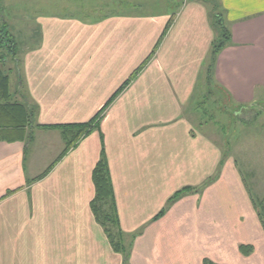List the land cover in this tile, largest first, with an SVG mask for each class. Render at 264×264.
<instances>
[{"label": "crops", "instance_id": "crops-1", "mask_svg": "<svg viewBox=\"0 0 264 264\" xmlns=\"http://www.w3.org/2000/svg\"><path fill=\"white\" fill-rule=\"evenodd\" d=\"M81 1L7 6L22 19L16 31L30 33L16 61L33 117L32 138L0 137V264H124L92 207L103 158L116 233L135 236L129 264H264V225L239 170L187 115L203 95L217 17L231 40L206 85L242 109L260 101L264 0H183L173 11L152 0L149 12L109 6L97 20L67 14ZM101 112L66 153L74 135L63 131Z\"/></svg>", "mask_w": 264, "mask_h": 264}, {"label": "rangeland", "instance_id": "rangeland-1", "mask_svg": "<svg viewBox=\"0 0 264 264\" xmlns=\"http://www.w3.org/2000/svg\"><path fill=\"white\" fill-rule=\"evenodd\" d=\"M23 1L32 3V0H0V13L8 16L4 19L8 22V25L10 24L8 31L5 28L4 30L6 32H11L16 42L20 44L30 38V33L16 31L19 29L17 25L21 24L19 20L22 19L20 17L18 18V12L16 13L14 11L10 12V17V14L7 13V6L9 4H14L15 6L18 2L22 3ZM156 1L162 2L164 5L163 7H169L171 11H173L177 9L178 4L180 6L183 0ZM147 2H152V0H82L77 3L71 2L67 14L73 12L79 17L97 20L103 16L100 15V13L103 12L105 7L109 6H112L113 10L106 8L108 10L106 13L138 12L144 8L149 12L152 8L143 5ZM81 3L84 4L83 8L77 10L76 6ZM22 4L24 5L25 3L23 2ZM1 8L3 10H1ZM25 8L26 7H22V10ZM215 9L216 11L213 9V13L221 14V11L217 10L216 7ZM161 10H163V8H161L160 11ZM0 19L3 18L0 17ZM27 21H29V19ZM214 21L219 32L217 41L223 40L225 36L222 31L223 29L218 24L216 18H214ZM11 24L16 27L14 31ZM2 26L3 21L0 20V30H2ZM26 45L33 46L34 44L27 42ZM1 51L2 50H0V53ZM19 55L20 54L17 52V58ZM214 61L215 56L211 54L203 72V83L205 82L202 88L203 95L194 99L187 115L197 130L201 131L221 148L224 160L233 161L252 199L257 203H263L264 207V91L258 92L263 96L260 101L257 102V105L250 108L244 107L243 109L242 107L235 106L230 98L222 95L217 87L211 85L208 87L206 85L209 81L211 75L210 70L213 68ZM0 70L8 76L11 73L12 86L10 92L12 101L23 103L24 100L22 101V99H24L23 97L25 94L20 83L21 68L19 63L16 59L13 60L9 58L6 62L0 63ZM111 209V203L106 202L105 211L110 213ZM99 223L104 226L103 221H99ZM106 233L108 234L107 231ZM134 242L135 236H126L125 244H123L126 250L121 253L124 264H129Z\"/></svg>", "mask_w": 264, "mask_h": 264}, {"label": "trees", "instance_id": "trees-1", "mask_svg": "<svg viewBox=\"0 0 264 264\" xmlns=\"http://www.w3.org/2000/svg\"><path fill=\"white\" fill-rule=\"evenodd\" d=\"M216 19L218 24L222 27V31L224 32L225 36L223 40L221 39L216 41L213 46L212 54L215 56V58L224 49L227 42H230L231 40L230 33L228 34L226 29H224L221 18L217 17ZM0 20L3 21L2 19ZM2 27V30H0V50L3 52L1 51L0 53V63L6 62L9 58L13 60L17 59L18 52V44L14 35L11 32H6L4 30L5 28L8 31L9 25L6 22H3ZM101 115L102 112L98 114V116L90 123L71 126V132L68 130L63 131V134L66 137L69 133L74 135L72 140H69L67 137L68 142L65 150L66 153L80 139L89 135L93 130L97 129V126L101 120ZM32 117L33 111H31L29 105L26 102L21 103L12 101L10 92V78L0 70V137L11 141L18 139L24 140L26 137L28 139L32 138ZM28 130L29 132H27ZM93 180L96 188V197L92 203L93 211L97 219L100 222H104L105 230L109 234V238L115 248V251L122 253L126 250V247L123 245L125 242L123 241L122 237L118 236L116 233L119 228V218L114 201V190L110 172L105 158H103L102 161L97 165L93 173ZM181 194H178L173 199H177ZM106 202L111 203L112 209L110 213L105 211ZM254 203L257 206L259 217L264 225L263 203H257L255 201ZM207 264L214 263L211 262Z\"/></svg>", "mask_w": 264, "mask_h": 264}]
</instances>
